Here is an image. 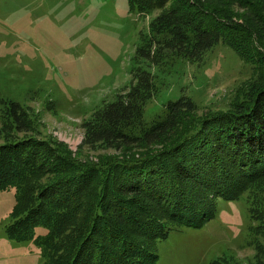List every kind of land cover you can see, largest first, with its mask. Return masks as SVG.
<instances>
[{
    "label": "trees",
    "instance_id": "16d2710c",
    "mask_svg": "<svg viewBox=\"0 0 264 264\" xmlns=\"http://www.w3.org/2000/svg\"><path fill=\"white\" fill-rule=\"evenodd\" d=\"M233 1L128 0L132 11L159 12L139 58L171 53L199 61L223 43L250 65L253 81L227 109L198 114L181 95L146 122L156 89L151 72L137 67L128 91L83 124L84 145L118 153L83 160L46 139L18 136L29 117L6 102L1 133H16L0 143V190L13 189L16 200L9 239L32 240L39 264H156L157 242L171 230L200 228L215 217L218 199L248 192L250 230L264 264V205L255 192L264 189V0ZM245 6L244 14L235 9Z\"/></svg>",
    "mask_w": 264,
    "mask_h": 264
},
{
    "label": "rangeland",
    "instance_id": "374dc122",
    "mask_svg": "<svg viewBox=\"0 0 264 264\" xmlns=\"http://www.w3.org/2000/svg\"><path fill=\"white\" fill-rule=\"evenodd\" d=\"M158 13L132 11L128 0H0V143L16 135L1 133L10 101L30 121L18 136L46 139L83 160L117 154L104 145H84L83 124L128 91L137 67L151 72L156 89L145 104L146 122L163 116L167 101L181 95L195 102L198 114L227 109L253 81L250 65L223 43L199 61L169 51L160 61L139 58L138 47L150 39V22ZM255 192L264 205V189ZM251 197L247 192L233 201L218 199L215 217L202 227L171 230L157 242L156 264H260L250 230L255 223L247 212ZM15 201L13 189L0 190V264H39L40 249L32 240L6 235ZM43 232L38 227L36 234Z\"/></svg>",
    "mask_w": 264,
    "mask_h": 264
}]
</instances>
